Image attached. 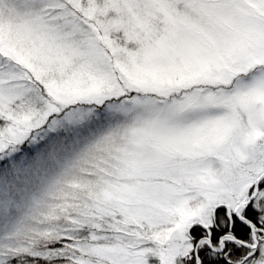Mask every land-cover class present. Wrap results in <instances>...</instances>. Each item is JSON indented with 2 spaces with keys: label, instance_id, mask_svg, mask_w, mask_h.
Here are the masks:
<instances>
[{
  "label": "snow or ice",
  "instance_id": "1",
  "mask_svg": "<svg viewBox=\"0 0 264 264\" xmlns=\"http://www.w3.org/2000/svg\"><path fill=\"white\" fill-rule=\"evenodd\" d=\"M0 264H264V0H0Z\"/></svg>",
  "mask_w": 264,
  "mask_h": 264
}]
</instances>
